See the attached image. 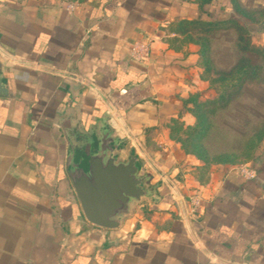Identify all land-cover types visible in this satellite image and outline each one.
Returning <instances> with one entry per match:
<instances>
[{"label":"crops","instance_id":"obj_1","mask_svg":"<svg viewBox=\"0 0 264 264\" xmlns=\"http://www.w3.org/2000/svg\"><path fill=\"white\" fill-rule=\"evenodd\" d=\"M236 4L258 5L0 1V264H264V145L253 178L217 169L204 183L171 133L194 124L187 99L209 95L179 23L228 19ZM105 130L154 187L118 229L85 219L68 173Z\"/></svg>","mask_w":264,"mask_h":264},{"label":"rangeland","instance_id":"obj_2","mask_svg":"<svg viewBox=\"0 0 264 264\" xmlns=\"http://www.w3.org/2000/svg\"><path fill=\"white\" fill-rule=\"evenodd\" d=\"M256 4L258 5L254 11H237L230 17L237 26L227 23L211 32L199 23H182L178 25V28L185 31L188 39L194 41L210 40V34L217 37L223 33V36L217 37V42L214 39L209 41L211 49L208 54L216 70L226 71L228 68L226 69L224 65L216 61V58L222 62L232 56L236 63L252 45H264V0H256ZM214 44L217 45L214 46ZM262 82L263 80L259 82L257 79H252L243 83L244 87L239 84L234 91L244 90L242 91L244 93L241 92L240 95L238 93L233 99L223 100L214 105L217 107L216 110L219 109L215 116L206 112L201 113V116L211 117L213 127L208 129L202 137L192 138L194 142L201 140L202 143H206L210 149L208 154H201L198 150L199 153L196 152V156L191 154L198 163L195 171L198 181L202 180L205 183L214 171L219 172L217 169L223 173L229 169L240 170L242 167H249L260 151V147H263L264 137L257 144L259 138L264 136V82ZM208 85L209 95L203 100L213 99L218 93L214 83L209 82ZM193 99L202 100L198 97ZM212 105L208 104V107ZM192 117L195 123L197 117L193 114ZM215 117L218 120L217 127ZM182 123V130H184L187 125L185 121Z\"/></svg>","mask_w":264,"mask_h":264},{"label":"water","instance_id":"obj_3","mask_svg":"<svg viewBox=\"0 0 264 264\" xmlns=\"http://www.w3.org/2000/svg\"><path fill=\"white\" fill-rule=\"evenodd\" d=\"M117 144L104 131L94 153L70 161L69 177L85 219L104 229H118L134 202L151 195L148 175L142 174L137 157L126 161L114 155Z\"/></svg>","mask_w":264,"mask_h":264},{"label":"trees","instance_id":"obj_4","mask_svg":"<svg viewBox=\"0 0 264 264\" xmlns=\"http://www.w3.org/2000/svg\"><path fill=\"white\" fill-rule=\"evenodd\" d=\"M236 12L237 11H246L251 12L254 11V9H246L242 7L241 5L236 4ZM182 23H199L201 25H204L203 27H207L206 30H210V32L214 29H218L224 24L232 23L237 26L235 21L233 19H224L221 21H215V22H202V21H185ZM181 29V28H180ZM263 29H264V23H263ZM182 30V29H181ZM184 31V30H182ZM215 36L213 34H210V40H213ZM209 39L205 41L198 40L196 41L199 45V55L201 58V63L204 66V76L205 78L210 82L214 83L215 88L217 89L218 93L216 97L210 100H200L196 101L192 97V99H187L186 105L190 104L192 105L189 107V110L191 114L195 115L197 117V120L192 125H187L184 130H182L183 123L179 119H176L171 124V133L172 135L181 142V145L183 146L184 150L187 153L193 154L196 156L197 150L204 154H208L209 147L206 143H202L201 140H197V142H194L192 138L194 137H202L205 135V133L208 131V129H211L213 127V123L211 122V117L207 116H201V113H209L210 115L215 116V114L218 112L216 110L217 107H214V105H217V103L222 102L223 100H231L236 95H240L241 92L234 91V88H237L239 84L243 83L245 84L248 80L257 79L259 82L263 80L264 82V46L260 45H252L251 48L247 50V52L238 59V62H236L229 70L226 71H218L214 67V65L211 62V59L209 58V51L211 49V43ZM262 82V83H263ZM230 89V91H228ZM244 93V92H242ZM208 104H213L212 107H208ZM205 107H208L206 110H204ZM216 110V111H215ZM216 118V117H215ZM218 120L215 119V126L217 127ZM221 124V123H220ZM182 130V131H179ZM264 136H261L259 140L257 141V144L260 143L261 139ZM208 148V149H207ZM207 152V153H206ZM199 153V152H197Z\"/></svg>","mask_w":264,"mask_h":264},{"label":"built area","instance_id":"obj_5","mask_svg":"<svg viewBox=\"0 0 264 264\" xmlns=\"http://www.w3.org/2000/svg\"><path fill=\"white\" fill-rule=\"evenodd\" d=\"M0 1H2V0H0ZM143 49H144L143 46L135 45L132 48V56L135 59H140ZM240 172L246 178H253L255 176V171L252 168H250V167H242L240 169Z\"/></svg>","mask_w":264,"mask_h":264}]
</instances>
